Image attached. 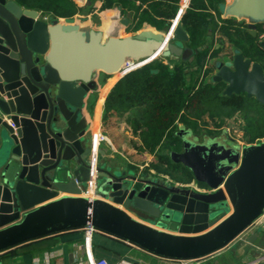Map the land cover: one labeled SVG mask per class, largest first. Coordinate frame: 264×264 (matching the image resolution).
Segmentation results:
<instances>
[{
  "label": "water",
  "instance_id": "95a60500",
  "mask_svg": "<svg viewBox=\"0 0 264 264\" xmlns=\"http://www.w3.org/2000/svg\"><path fill=\"white\" fill-rule=\"evenodd\" d=\"M225 16L247 22L256 37L264 0H231ZM130 18L113 11L106 27L47 21L37 9L0 0V250L92 222L151 252L191 258L225 246L264 212V140L241 148L226 135L201 139L191 130H180L183 149L172 157L192 171L198 189L97 164L96 192L104 199L84 195L92 140L86 144L80 114L98 73L123 77L161 55L184 64L198 55L180 20L166 32L129 33ZM259 44L264 51V39ZM216 66L212 80L225 82L223 94L264 105L263 62L235 51ZM127 211L152 225H175L179 234Z\"/></svg>",
  "mask_w": 264,
  "mask_h": 264
},
{
  "label": "trees",
  "instance_id": "16d2710c",
  "mask_svg": "<svg viewBox=\"0 0 264 264\" xmlns=\"http://www.w3.org/2000/svg\"><path fill=\"white\" fill-rule=\"evenodd\" d=\"M16 1L25 8L39 10L51 20L63 18L68 22L73 21L79 13L93 12L96 9L94 4L100 1L102 11L118 8L122 15H131L127 32L141 30L147 25L165 30L168 26L164 25V20L176 17L180 2L89 0V5L82 6L75 0ZM220 1L190 0V6L181 17V23L190 35L191 45L198 49L195 69L185 71L184 63L171 64L154 59L120 78L105 100L104 121L107 122L112 115L124 118L141 141L140 151L157 153L160 163L158 170L172 174L170 168L179 169L185 181L194 178L192 171L170 155L172 151L180 152L183 149V138L178 134L180 123L187 131L200 136L203 132L212 133L209 125L202 122L204 117L212 118L214 127L219 129L225 128L227 120L239 114L245 117L247 123L243 127L247 142L264 137V105L245 94H223L225 82H216L212 80L213 75H209L218 62L226 61L235 51L264 64V51L259 44L263 23L258 27V35L253 37L248 32L246 22L221 18L219 9H216L219 18L216 22L210 8H214V2ZM113 74L111 81L123 75L121 72ZM47 242L49 240L32 243L27 249L48 248L50 245L42 248L41 244Z\"/></svg>",
  "mask_w": 264,
  "mask_h": 264
},
{
  "label": "crops",
  "instance_id": "0c3cea01",
  "mask_svg": "<svg viewBox=\"0 0 264 264\" xmlns=\"http://www.w3.org/2000/svg\"><path fill=\"white\" fill-rule=\"evenodd\" d=\"M230 2L231 0H221L218 3L214 2V8L212 7L210 9L214 14L215 21H219V18L216 14V9H219L221 12V18H233L239 23L245 22L242 19L238 20L231 16H225L226 6ZM189 3L190 0H180L178 4V13L180 10L182 13H180L178 20L181 21L182 15L190 6ZM101 4L102 3L100 1L94 4L96 9L93 12H90V15L87 16L88 23L86 24H91L94 26L92 24V18L94 14L96 17L99 16L103 22V20H106V16L110 11H118L121 13L120 9L118 8L102 11L100 8ZM121 16L126 17L122 15V13ZM75 17L77 18V15ZM78 17L81 16L78 14ZM76 18L75 20H77ZM174 19L164 20V25L166 27L168 26L165 28V30H160L159 28L151 25H147L146 27L166 32L172 26ZM50 20L51 19L49 18L48 21ZM262 26L264 27V23ZM263 27L261 29H263ZM215 38L217 39V35H215ZM111 78L112 75H107L103 72L98 73L95 82L96 86L87 92L83 101L84 106L82 107L80 114V119L84 124L83 132L87 140L86 144H88V142L93 139V136L96 133L102 134L104 137L99 147L102 152L98 154V164L109 168L112 173L117 175H120L123 172L126 174H132L133 172L139 174L144 172L150 175L152 174L153 176H159L168 182H173L182 187L191 186L198 189L199 185L194 178L191 181H185L180 175L175 177L173 174H167L163 171H159L157 167L160 163L157 153L154 152L150 154L140 151L139 145L141 144V141L138 136L134 135L132 128L124 118H121L118 115H112V117L109 118L107 122L104 121L103 118L106 104L105 100L112 87L117 82V80L111 81ZM226 126L225 128L222 127L219 129H216L213 127V125L208 126V128L215 130L216 133L203 132L200 134V136H197L201 139H204V136L207 135H226L234 143L239 144L241 148H244L246 145L257 144L264 139L263 137L261 139H257L255 142H247L241 134L240 136L242 137L240 139L234 140L230 136V128ZM180 130L187 132L185 126L181 123L179 124V132ZM172 153L174 152L172 151ZM172 153L170 154L171 157ZM0 157H3V155L1 154ZM4 160L3 158H0L1 162H4ZM96 176L97 174L94 175V179H97ZM65 195L67 194L60 193L59 197ZM94 197L104 199V197L97 192H95ZM233 209L234 207L231 203L228 212L231 213ZM127 213L149 226L155 227L167 233L179 234L175 225H152L148 220L143 219L138 215L132 214L129 211H127ZM252 233H258V231L250 229L247 231V233L240 235V237L235 242H233L234 244L229 243V245L226 247L216 249L205 255L185 258L174 256L169 257L154 251L151 252L139 244L129 241L119 234H114L105 229L97 227L96 231L93 233L91 254L94 259L104 258L110 264H135L136 262H139L140 264H243L257 253L258 247L264 245V234L261 235L262 232H259V236L254 241H251L249 236ZM48 240L49 242L47 243H41L43 244L42 248L50 245L48 248L40 250L36 249L32 251L27 249V246L32 243L34 244L35 242H44ZM83 243V226L51 231L47 234L32 237L22 241L21 243L3 248L0 250V264H89L88 255L85 252ZM40 246L41 245H39V247Z\"/></svg>",
  "mask_w": 264,
  "mask_h": 264
},
{
  "label": "built area",
  "instance_id": "2783aa9c",
  "mask_svg": "<svg viewBox=\"0 0 264 264\" xmlns=\"http://www.w3.org/2000/svg\"><path fill=\"white\" fill-rule=\"evenodd\" d=\"M180 13H182L181 10L177 14L176 18L173 20V22H172L173 25L179 19ZM42 17H43V19H45L47 21L49 20L48 16L42 15ZM259 38H260V40L264 38V27H263L262 31L260 32ZM103 139H104L103 135L99 134V133L94 134L93 139H92L93 140L92 141V152L90 155L91 165H92L91 174H90L91 180H90V184L88 185V187L84 191V195L91 197V198H95L94 195L96 192V179H94L95 178L94 175L97 173L96 172V166L98 164L97 158H98V154H99V150H100L99 149L100 143L102 142ZM83 228H84V243H83V245H84L85 252L88 255L89 264H110L104 258L94 259L92 257L91 244H92V239H93V233L96 231L97 226H95L92 222H88L85 226H83ZM250 229L257 230L259 232L264 231V212L259 217L254 219L250 224H248L247 227L244 229V231L240 233V235L247 233V231H249ZM257 249H258L257 253L255 255H253L251 258H249L248 261L244 262L243 264H264V245L258 247Z\"/></svg>",
  "mask_w": 264,
  "mask_h": 264
},
{
  "label": "rangeland",
  "instance_id": "374dc122",
  "mask_svg": "<svg viewBox=\"0 0 264 264\" xmlns=\"http://www.w3.org/2000/svg\"><path fill=\"white\" fill-rule=\"evenodd\" d=\"M79 15L82 17H78V15H77V18L76 17H74V19L76 18L77 20H80V22L82 23V24H86V23H88V20H87V16L88 15H90V13H79ZM108 16V15H107ZM107 16H106V20H103V22H102V20L100 19V17L99 16H97L96 17V15L94 14L93 15V18H92V24L94 25V27H99V26H101L102 25V23H104V24H107L108 23V20H107ZM95 17V18H94ZM60 19H62V20H64L63 18H60ZM95 20V21H94ZM130 33V32H129ZM126 34V33H125ZM191 45V44H190ZM196 48V47H195ZM198 50V49H197ZM161 58H158V59H161L163 62H168V63H170L171 62V64H174V63H182V62H177V61H173V60H169V58H164L163 56H160ZM182 65H183V63H182ZM183 67H184V70L185 71H190V70H192V69H195L196 67H197V62H196V58L195 59H192L191 61H190V63H186V65H183ZM217 67V66H216ZM214 68L211 72H210V76L211 75H213V74H215V72L217 71V68ZM113 76H114V74H113ZM120 78H122V76H120L119 78H117L116 80L118 81ZM209 78V77H208ZM112 79H113V77H112ZM115 81V80H114ZM257 107H258V105H257ZM261 107L259 106V110H261L260 109ZM202 122L204 123V124H206V125H209V126H212L213 125V127L215 126L214 124H213V119L212 118H210L209 116H206V117H204V119L202 120ZM247 123H246V120H245V117H243V115H239V114H237V115H235L233 118H231V119H229V120H227V126L226 127H228V128H230V130L229 131H231V133H230V136H231V138H233L234 140H238V139H240L244 134V131H243V127H244V125H246ZM206 125H204V126H206ZM227 128V129H228ZM209 129V131L210 132H212V133H214L215 132V130H212L211 128H208ZM227 131V130H226ZM216 133V132H215ZM242 134V136H240ZM243 138H244V136H243ZM174 160V159H173ZM180 163V162H179ZM184 166V165H183ZM185 168H187V167H185ZM188 169V168H187ZM169 171H171V173L173 174V175H175V177H178L179 175H182V171L181 170H179V169H174V168H170V170ZM184 174V173H183ZM227 210L229 209V207L228 208H226ZM240 237V234H238V235H236L234 238H232L230 241H229V243H233V242H235L238 238ZM229 243H227L225 246H223V247H226L227 245H229ZM234 244V243H233ZM222 248V247H221Z\"/></svg>",
  "mask_w": 264,
  "mask_h": 264
},
{
  "label": "flooded vegetation",
  "instance_id": "af4514ba",
  "mask_svg": "<svg viewBox=\"0 0 264 264\" xmlns=\"http://www.w3.org/2000/svg\"><path fill=\"white\" fill-rule=\"evenodd\" d=\"M111 12H113V11H111ZM111 12H110V13H111ZM103 26H104V27H106V26H107V24H104V23H103ZM263 39H264V38H263ZM259 40H260V38H259ZM261 40H262V39H261ZM261 40H260V41H261Z\"/></svg>",
  "mask_w": 264,
  "mask_h": 264
},
{
  "label": "bare ground",
  "instance_id": "6f19581e",
  "mask_svg": "<svg viewBox=\"0 0 264 264\" xmlns=\"http://www.w3.org/2000/svg\"><path fill=\"white\" fill-rule=\"evenodd\" d=\"M162 56V55H161ZM191 61V60H190Z\"/></svg>",
  "mask_w": 264,
  "mask_h": 264
}]
</instances>
